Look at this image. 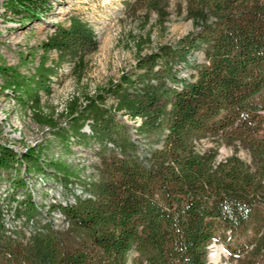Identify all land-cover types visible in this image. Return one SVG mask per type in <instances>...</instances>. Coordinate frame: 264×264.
I'll list each match as a JSON object with an SVG mask.
<instances>
[{
    "label": "trees",
    "instance_id": "16d2710c",
    "mask_svg": "<svg viewBox=\"0 0 264 264\" xmlns=\"http://www.w3.org/2000/svg\"><path fill=\"white\" fill-rule=\"evenodd\" d=\"M167 1L147 4L161 12ZM185 2L191 31L139 57L141 72L134 77L122 74L84 105L74 100L69 106V127L79 134L87 121V140L99 146V180H80L65 162L42 159L34 146L17 151L0 141V170H16L14 189L27 186L17 171L24 164L23 176L51 168L56 183L69 190L78 180L83 192L74 203L49 205L63 214L66 227L49 224L28 238L6 236L0 212V264H213V241L238 264H264V0ZM0 7L32 19L50 3L2 0ZM69 24L59 25L42 46L83 59L97 49L95 33L78 17ZM195 50L204 60L190 65L195 74L187 80L176 69ZM45 59L27 76L1 63L0 87L22 104L39 102L54 72ZM108 97L116 99L113 108L104 104ZM120 110L139 119L133 128L145 148L127 135ZM45 121L54 125L50 117ZM54 131L69 138L62 126ZM210 139L235 152L219 160L214 146L202 147ZM240 147L249 162L236 154ZM14 207L18 217L37 211L31 196Z\"/></svg>",
    "mask_w": 264,
    "mask_h": 264
},
{
    "label": "rangeland",
    "instance_id": "374dc122",
    "mask_svg": "<svg viewBox=\"0 0 264 264\" xmlns=\"http://www.w3.org/2000/svg\"><path fill=\"white\" fill-rule=\"evenodd\" d=\"M49 3L50 7L32 19L5 12L0 7V64L15 66L27 76L46 58L45 66L54 70L50 76L51 90H42L37 103L22 104L18 94L0 87V141L17 151L34 146L41 151L42 159L63 161L77 172L80 180L90 183L101 176V159L96 154L99 146L95 140H87L86 134L90 133L87 121L80 122L79 134L69 127L72 117L69 106L74 100L84 105L88 95L117 82L122 74L134 77L141 72L136 65L139 57L157 51L164 43H174L194 26L187 17L185 0H168L161 12L149 7L147 0H49ZM73 16L92 27L98 41L97 49L86 53L83 59L72 55L60 57L55 50L45 51L42 43L59 25L69 26ZM203 60L202 51L195 50L187 63L177 67V75L193 79L195 70L190 65ZM3 82L4 77L0 75V86ZM168 82L171 86L180 85V81ZM104 104L113 108L116 99L108 97ZM117 113V117L128 124L127 135L145 148L146 140L133 128L139 119H131L123 110ZM48 117L53 119L54 125L45 121ZM58 126L67 131V141L54 131ZM210 146L217 149L219 160L235 152L231 144L204 140L202 147ZM120 152L116 149L117 154ZM236 154L250 161V155L243 147L236 150ZM23 168L24 164L17 166L18 175L27 180L24 189H14L15 169L0 170L3 233L11 238L16 234L28 238L32 232L49 227V224L55 229L66 227L63 214L50 212L48 208L53 203H74L76 194L83 195L81 182L76 180L66 190L54 180L53 169L45 175L30 171L23 176ZM27 196L32 197L37 211L29 218L18 217L14 206L17 200H25ZM208 260L213 264H238L226 247L215 241L209 245Z\"/></svg>",
    "mask_w": 264,
    "mask_h": 264
},
{
    "label": "bare ground",
    "instance_id": "6f19581e",
    "mask_svg": "<svg viewBox=\"0 0 264 264\" xmlns=\"http://www.w3.org/2000/svg\"><path fill=\"white\" fill-rule=\"evenodd\" d=\"M212 255H214V254H212Z\"/></svg>",
    "mask_w": 264,
    "mask_h": 264
}]
</instances>
